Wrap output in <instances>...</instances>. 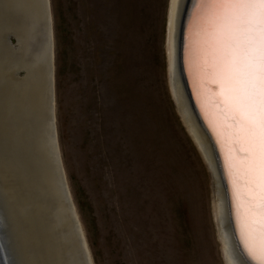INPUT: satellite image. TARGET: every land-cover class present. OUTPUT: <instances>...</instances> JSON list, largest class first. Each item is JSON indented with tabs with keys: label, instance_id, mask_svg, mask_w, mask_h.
I'll return each instance as SVG.
<instances>
[{
	"label": "rangeland",
	"instance_id": "374dc122",
	"mask_svg": "<svg viewBox=\"0 0 264 264\" xmlns=\"http://www.w3.org/2000/svg\"><path fill=\"white\" fill-rule=\"evenodd\" d=\"M49 1L58 144L92 264H226L169 88L170 0Z\"/></svg>",
	"mask_w": 264,
	"mask_h": 264
},
{
	"label": "bare ground",
	"instance_id": "6f19581e",
	"mask_svg": "<svg viewBox=\"0 0 264 264\" xmlns=\"http://www.w3.org/2000/svg\"><path fill=\"white\" fill-rule=\"evenodd\" d=\"M30 1L0 0V209L4 211L11 248L13 247L19 264H74L68 249L69 242L66 240L69 236L64 237L61 231L64 221H67V213L62 204L60 210L62 220L59 219L58 214L56 216L51 205L44 198V186L49 184L50 180L44 171L46 167L39 157L41 147L38 148L36 145L38 138L33 137L32 127L39 126L42 117L44 120L45 109L42 103L36 106L34 95L37 88L41 95L46 93V86H42L41 82L36 80L35 70L41 63L33 62L34 52L36 54L38 49L35 51L30 39L31 34L29 35L31 21L43 22L44 15L37 9H35L36 12L32 11ZM183 1L170 0L169 5L166 47L169 88L185 129L210 173L213 190L212 212L225 263L243 264L232 249L229 240L224 197L218 172L219 163L213 150L212 137L205 122L193 109V102L190 99V94L193 98V91L188 78L187 48L182 51L183 60L178 54L182 46L181 35L177 50V24ZM187 19H189L188 16ZM186 28L187 25L185 31ZM188 34L187 30L183 37L185 45L189 40ZM11 38L15 43L13 46ZM43 50L44 57H47L48 53L53 62V43L47 41ZM216 57L218 59V56ZM181 61L183 70L179 67ZM20 72L24 73L23 78L18 76ZM41 72L39 74L43 75ZM42 127L43 122L39 130ZM47 151L49 156V148ZM54 179L52 178L51 181L55 186ZM227 183L231 185L229 180ZM233 198L232 224L241 250L249 258L241 243L238 224V215L241 214L242 209L239 208L234 196ZM57 220L61 223L56 222ZM53 238L55 247L51 250L48 245L45 249L46 243L49 240L53 242ZM89 264H92L91 260Z\"/></svg>",
	"mask_w": 264,
	"mask_h": 264
},
{
	"label": "water",
	"instance_id": "95a60500",
	"mask_svg": "<svg viewBox=\"0 0 264 264\" xmlns=\"http://www.w3.org/2000/svg\"><path fill=\"white\" fill-rule=\"evenodd\" d=\"M30 4L32 11L34 10L36 12L35 9H37L44 15L43 22L33 20L29 28V35L31 34L30 39H32L34 49L35 51L38 49L36 54L34 52L33 62L39 61V64L41 63L35 70L37 73L36 80H39L42 86H46V93L41 95L39 88H37L36 94L34 95L36 106H40L41 103L45 105L43 112L44 120L42 117L39 124V126H42L43 122V127L40 128V130L39 126L32 127L33 137L35 139L38 138L36 145L38 148L41 147L39 157L42 160V164L46 167L44 171L47 178L50 180L49 184L44 186V198L51 205V209L56 216L58 214L59 219H61L60 210L63 204L67 213V221H64L61 231L64 237L65 235L69 236L66 240L69 242L68 249L74 264H89L90 260L91 263H93L92 258L78 215L74 213L76 209L68 188L59 150L54 115L55 88L54 71L52 69L53 62L48 53L46 55L47 57L43 55V46H46V42L50 41L51 44L53 43L50 1L31 0ZM195 12V0H184L177 24V50L179 49L178 44L181 35L182 46L178 54L180 58L182 56L183 60L182 51L187 48V56L189 58L187 61L189 63L188 78L193 91V98L190 94V99L193 102L192 106L210 131V137H212L211 139L214 144L213 150L216 153L214 154L217 155L218 158V172L224 197V210L226 213L229 240L232 249L237 253L242 263L253 264L241 250L242 248L239 245L231 217L233 196L235 200L238 201V206L240 208L241 196L244 194L246 195L248 191L244 180L245 145L242 142L238 128L232 126L230 122L225 120V90L219 75L220 65L216 57L214 29L209 20L194 19ZM187 16L189 19H187ZM186 25L187 28L185 31ZM187 30L189 31V40L185 45V38L183 37ZM182 65L181 61L179 64L181 70L184 69ZM40 72L43 73V75L39 74ZM183 79L186 81L184 75ZM47 148L50 150L49 156ZM52 178H55V186L52 184ZM228 180L230 181L231 189L227 183ZM0 219L3 220L5 225V227L0 228V264H5V261H17L14 255V249L13 247L11 248L8 227L5 224V214L1 209ZM56 222L61 223L58 220ZM52 241L53 242L49 240L46 243L45 249L48 248V245H50L49 248L51 250L55 247V239L53 238Z\"/></svg>",
	"mask_w": 264,
	"mask_h": 264
},
{
	"label": "snow or ice",
	"instance_id": "6c2138e0",
	"mask_svg": "<svg viewBox=\"0 0 264 264\" xmlns=\"http://www.w3.org/2000/svg\"><path fill=\"white\" fill-rule=\"evenodd\" d=\"M195 9L194 19L209 20L214 29L225 120L245 145L241 243L253 264H264V0H195Z\"/></svg>",
	"mask_w": 264,
	"mask_h": 264
}]
</instances>
